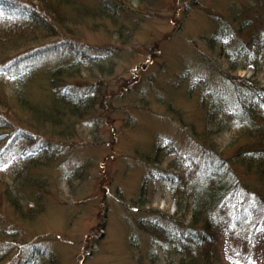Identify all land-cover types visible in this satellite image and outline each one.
<instances>
[{
  "label": "rangeland",
  "instance_id": "374dc122",
  "mask_svg": "<svg viewBox=\"0 0 264 264\" xmlns=\"http://www.w3.org/2000/svg\"><path fill=\"white\" fill-rule=\"evenodd\" d=\"M127 7L121 29L110 25L108 31L91 23L78 28V35L68 32L73 57L84 53L81 80L100 83V96L90 116L78 123L74 142L59 155L53 151L50 158L58 157L43 167L49 188L42 192L43 211L22 221L10 203L0 205V227L14 240L0 241L3 249L12 248L2 264H48V259L57 264H168L182 258L176 242L180 228L162 220L184 217L179 211L193 199V189L185 186L190 174L198 172L203 157L198 139L205 135L209 114L202 82L226 92L224 72L254 74L256 61H247L246 51L255 45L251 53H256L264 0H128ZM238 13L251 20L245 28H239L240 18H233ZM219 16L232 18L231 25L243 30L236 37L222 36ZM97 61L104 68L95 67L92 75L87 65ZM71 70L77 72V66ZM47 88L46 75L31 86L43 99ZM230 113L224 110L223 123L215 120L206 128L226 156L240 130ZM49 149L29 129L16 136L6 133L0 141V176L14 189L11 170L23 163L36 166L39 156L48 161ZM161 212L163 219L156 214ZM220 218H226L219 228L221 255L230 247L248 256L250 264H264V215L249 204L234 203ZM257 220L256 229H246ZM166 231L176 238H168ZM227 258L220 264H245L237 256Z\"/></svg>",
  "mask_w": 264,
  "mask_h": 264
},
{
  "label": "trees",
  "instance_id": "16d2710c",
  "mask_svg": "<svg viewBox=\"0 0 264 264\" xmlns=\"http://www.w3.org/2000/svg\"><path fill=\"white\" fill-rule=\"evenodd\" d=\"M127 1L0 0V141L6 133L16 136L22 128H26L36 132L37 137L50 148L44 158L48 161L39 156L36 166L23 163L11 170L16 178L14 189H10L4 177L0 176V205L10 203L15 212L20 213V216L17 215L22 221L43 211L42 192L44 194L49 190L46 176L42 174L43 167L51 166V160L54 161L74 142L79 135L78 123L90 116L100 96V83L90 84L86 79L81 80L84 53L79 52L73 57L75 53L70 52L72 46L68 42V32L78 35V28L91 23L105 30L110 25L121 29L123 22L120 16L129 15ZM240 16L241 13H238L233 18H240L239 28H245L251 20H243ZM219 18L224 26L219 34L231 33L236 37L238 28L231 25L232 18ZM123 39L126 41L127 37L123 36ZM232 41L236 42L235 38ZM254 46L246 51L247 61H256V71L251 77L224 72L226 80L225 83L222 81V86L226 92H222L220 86L207 87L206 80L202 82L203 101L209 104L203 131L205 135L196 138L194 124H191V132L195 133L194 139H198L202 146L203 157L198 160V172L196 168L195 173L190 174L185 186L193 189L194 195L192 201L190 197L183 203L184 209L179 211L184 217L173 219L167 216L166 220H162L180 228L177 238L172 234L169 237L167 231L165 233L168 238H176L177 248L182 253L178 263L173 260L168 264H220L228 256H237L245 264H250L248 256L234 253L230 247L221 255L218 240L219 228L225 226L221 222L226 219H221V214L231 204L235 203L237 207L249 204L254 212L264 215V80L261 79L264 75V28L259 33L256 53L252 54ZM74 66H77V72L71 70ZM87 67L94 75L95 67L104 68V65L97 61ZM244 67L246 64L237 67L236 71ZM43 75L48 80L45 99L36 97V91L31 90L36 79ZM73 78L78 80H71ZM224 110H230L229 120L240 127L227 146L231 151L228 156L223 147L212 142V135L206 131L215 120L216 123H223L221 115ZM177 118L182 119L181 114ZM56 150L58 155L50 158ZM156 152V155L159 154ZM252 199L256 200V207ZM23 205L27 209H23ZM156 214L161 219L166 217L162 212ZM258 226L257 220L254 226L246 229ZM10 235L8 230L0 227V241H5L3 245L14 243ZM243 240L247 238L244 236ZM249 240L253 244L257 241L253 234L249 235ZM0 244L2 264L12 248L3 249L2 242ZM47 261L48 264H57L56 261Z\"/></svg>",
  "mask_w": 264,
  "mask_h": 264
}]
</instances>
